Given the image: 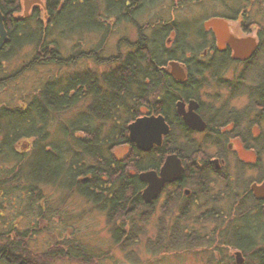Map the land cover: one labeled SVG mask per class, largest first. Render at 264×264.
Listing matches in <instances>:
<instances>
[{
    "label": "trees",
    "instance_id": "16d2710c",
    "mask_svg": "<svg viewBox=\"0 0 264 264\" xmlns=\"http://www.w3.org/2000/svg\"><path fill=\"white\" fill-rule=\"evenodd\" d=\"M146 1L150 2L45 0L46 14L43 18L46 20L43 23L38 13L13 20L11 13L21 11L19 1L0 0V7L9 14L8 26L12 31L11 42L0 50V87L38 64L65 68L89 59L109 67L100 74L95 69H85L48 78L31 96L22 97L23 104L19 107L0 104V209L6 206L3 202L6 197L13 201L11 204L7 202L13 208L28 209L19 205L24 201L23 205L29 206L35 195L36 198H43L40 186L52 185L69 191L76 189L81 198L105 214L108 223H121L118 227L113 226L112 232L119 248L125 250L128 256L133 254L129 247L139 241V235L145 233L142 226L152 217L149 213L153 214L152 204L156 202H144L141 190L146 184L140 181L138 173L157 170L169 153H176L186 161L188 157L203 153V150L193 148L180 151L173 128L164 137L160 148L154 147L148 152L138 150L128 136V124L148 111L162 112L167 119L174 120L171 116L172 105L179 94L173 92L169 77L160 68L165 65L169 52L165 45L166 30L162 25L155 29L160 35L156 42L153 39L154 31L151 37H144L139 32L140 41L131 43L133 50L124 54L118 51L110 58L99 57L95 48L85 52L77 50L66 56L57 47L52 35L55 32L60 35L62 28L78 32L87 30L101 32L102 42L104 34L111 31L109 21L118 23L124 18L134 22L139 2ZM23 47L32 50L26 63L13 72L4 71L5 62L13 56L17 57ZM74 106L81 107V110L73 119H62L63 122L57 127L58 136L51 138L50 123L64 110ZM22 141L29 148L19 152L17 146ZM123 144L129 147L128 154L117 158L113 153L114 148ZM185 170V177L179 186L175 184L177 188L163 192L164 198L160 204L162 212L156 222L158 230L153 238L146 236V247L161 250L165 237V242L174 249L186 243L189 247H201L209 241L208 235H199L195 226L189 229L192 234L189 233L187 224L196 225L199 222L207 225L214 222L220 224L219 228L230 230L223 240H218L220 245L232 246L242 253L247 252V248L254 250L255 254L251 257L253 264H264V236H260L264 229H258L256 223L252 226V219H249L251 213L241 209V205L236 210L237 223L228 218L227 226H224L223 214L226 213L208 208L209 204L217 203L211 196L217 174L212 175L207 167L196 170L190 165ZM188 176L190 182H184ZM226 181V186H230ZM180 186L189 187L191 195H183ZM202 207H206L205 211L199 214L201 218L194 221L195 210ZM24 212H19L18 216ZM255 212L258 216L254 219H258L260 210L255 209ZM171 215H174V219L172 225H168ZM261 218H264L263 213ZM7 223H2L0 229V264H46L31 252L25 253V246H21L18 239L11 242L4 238L2 233H6V237L18 231L19 234H26L25 228L16 229L17 222ZM123 229L125 234L122 233ZM192 240L194 244L189 245ZM233 240L238 244L232 243ZM213 262L210 260L208 264Z\"/></svg>",
    "mask_w": 264,
    "mask_h": 264
},
{
    "label": "rangeland",
    "instance_id": "374dc122",
    "mask_svg": "<svg viewBox=\"0 0 264 264\" xmlns=\"http://www.w3.org/2000/svg\"><path fill=\"white\" fill-rule=\"evenodd\" d=\"M169 1L171 0H154L153 3H148L147 1L143 3L139 2V11L137 12L136 10L134 13V22L126 21L124 18L118 23L109 21L108 23L111 25H108L111 26V31L104 34L102 42H100L102 36L101 32L87 30H81L79 32L73 30L69 31L67 28H62L60 35L58 32L53 33L52 38L56 40L57 47L62 50V53L66 56L77 50H84L85 52L92 50V48L98 49L99 57L104 56L110 58L116 55L118 51L124 54L126 51L134 49L132 44H135V42L140 39H138L139 32L144 37L145 35L151 37L153 30H155L157 26H160L155 25V22H161V20H165V18L167 20L172 18L168 10L170 7L169 5L174 4H169ZM213 2V0L193 2L190 0L188 2L187 0L185 2L181 1L180 6L182 8H176V12H172L173 19L184 28L187 27L188 32L194 35L200 28L201 21L208 12L213 11L217 13L219 11V8H217L218 5ZM22 5L23 0H20L21 9ZM22 11L14 14L13 17L22 16ZM39 14L40 19H42L44 23L46 19L43 18L42 11ZM262 24L264 25V23ZM125 40L127 42H125ZM18 52L20 54H18L17 57L13 56L10 60L5 62L4 71H7V73L9 71L13 72L22 64H25L31 56L32 50L29 47L28 49L23 47ZM108 68L109 67L105 64H98L94 60L89 59L80 60L65 68L52 64H38L28 71L23 72L16 80L13 79L9 84L0 87V104L7 107H10V105L19 107L23 104L22 97L28 98L31 96V93H35L33 91L38 90L41 84L48 78L54 76L59 77V75L62 77L68 73L83 71L85 69H95L97 73L100 74L109 70ZM229 75L230 74H227V78H229ZM201 83H203L201 84L202 87L198 90L197 94L203 104L207 105L208 103L218 106L224 104L232 107L235 106L236 108L244 106L246 97L228 99L226 96L228 91L223 87L215 85L216 82L214 83L207 80ZM80 108L81 107L74 106V108L64 110L59 116L53 119L50 123L51 138L58 136L56 134L57 127L60 122H63L62 119H73L78 114L77 111L81 110ZM225 128H231V126L227 125ZM173 135L176 138V132H174ZM196 139L201 140L200 136ZM30 142L31 141H28V143ZM231 142V146L226 147L229 150V153H227L228 162L225 161V163H222L220 168L224 171L227 170L226 172L228 173L231 172V177L233 176L235 186L234 188L230 187L231 184L230 186H226L227 176H223L224 174L221 173V170H219L220 168L216 169L217 182L211 196H213L217 203L214 205L209 204L208 208H212V210L214 208L218 213L221 210L226 213V215L223 214V216L224 226H227L226 220L228 218L237 223L236 210L243 205L240 208L251 213L249 219H252V226L254 227V223H256L258 229H260V227L264 229V218L260 219V215L262 213L264 214V206L258 209L260 210L258 219H254L258 216V213L255 212L254 207L247 205L251 200L249 196L245 195V190H247L249 185L248 182L256 180L261 169L253 168L252 170H247L243 168L244 170L242 169L241 172V170L237 168L238 163L235 164L236 158L241 157L250 160L254 158L250 151L242 147L239 140L235 139ZM17 147L19 152L29 148L25 141H22ZM128 151L129 147L123 144L115 147L113 153L118 158L125 157ZM215 151V147L210 145L203 148V153L194 155L191 159L196 157L207 161V158L213 157ZM207 165L209 166L210 163L207 162ZM40 189L43 198H36L35 195L29 202V206L27 204L23 205L24 201L19 205V207L22 208L26 206L25 208L28 207V209L18 210L16 207L13 208V206L7 204V202L10 204L13 203L10 197L3 199L6 208L0 209V215H3L0 218V229L2 223L8 222L7 224H10L11 221L12 223L17 222L16 224L18 226L16 225V229L22 230L25 228L26 234H19L20 231H18L17 234H13L11 237H6V233H2V235L11 242H15L18 239L17 241H19L21 246H25V253L31 252L34 257L37 256L38 260L46 264H208L210 260L214 261L213 264H237L234 255L236 251L241 252V255H243V262L240 264H253L251 257L255 254L254 250L251 251V249L249 250L247 248L248 251L242 253V251L232 246L224 247L218 243V240H223V236L230 233V230L219 228L220 224H215L214 222L208 223L207 225L199 222H197L196 225L187 224L189 233H191L189 229L195 226L198 228L199 235H208L209 241L201 245V247H189L186 243L184 244L186 248H184L185 246L183 245H179L174 249L168 246V243L165 242V237L161 250L147 248L146 241L148 243V237L153 238L158 230L156 222L162 212L160 211V204L163 202V194L159 193L160 196L152 200H156V202L152 204L154 210L153 214H151V212L149 213L152 217L143 224L142 227L145 233L143 232V235H139V241L129 247V249L133 250V254L132 256H128L125 250L122 251L119 248L113 236V226H120L121 223L119 221H115V224L112 222L108 223L105 214L100 210L98 211L91 203L81 198L76 192V189L69 191L68 189H61L52 185L40 186ZM206 207L195 210L193 215L194 221L197 218H201L199 214L204 212ZM22 211L24 214L18 216L19 212ZM198 211L200 213H198ZM211 212L213 213V211ZM173 219L174 215H171L168 225H172ZM6 228L4 227L3 230ZM121 228H123V225ZM124 231L123 229V234L126 233V231ZM262 234L264 233L260 234L261 237L264 236ZM232 243L238 244V241L233 240ZM188 244L193 245V240Z\"/></svg>",
    "mask_w": 264,
    "mask_h": 264
},
{
    "label": "flooded vegetation",
    "instance_id": "af4514ba",
    "mask_svg": "<svg viewBox=\"0 0 264 264\" xmlns=\"http://www.w3.org/2000/svg\"><path fill=\"white\" fill-rule=\"evenodd\" d=\"M1 1L6 2L7 0ZM18 1L21 9L20 0ZM181 1L185 2L186 0L168 2L174 4H170L168 10L172 18L155 22V25H162L166 30L165 45L169 51L165 65H161L160 68L169 77L173 92L179 94V96H175L176 99L172 105L173 114L171 116L174 120L167 119L162 112L148 111L138 117L151 114L162 115L169 124V130L173 128L172 130L176 132L175 140L180 151L187 148L203 150L210 145L215 147L216 151L213 157L210 156L211 158L206 159L207 161L188 157V162L186 158L178 156L183 166L182 177L165 183L159 193L163 194V192L177 188L176 185L179 186V182L185 177V169L190 165L196 170L207 167L212 175L217 174L216 169H219L225 161L228 162L227 153L229 150L226 147H230L231 141L237 139L245 150L252 153L254 158L250 160L237 157L235 161V164L238 163L237 168L241 172L243 168L247 170L261 169L258 178L249 181L248 188L245 190V195L249 196L251 200L247 205L259 209L264 206V196L257 197L252 190V185L258 186L264 182V25L262 24L264 23V0H213V3L218 5L219 11L217 13L208 12L194 35L188 32L187 27L184 28L173 19L172 12H176V8H182ZM24 2L25 0L22 5L23 11L21 9L22 16L14 18L13 15L20 11L12 12L13 20L24 19L35 13L39 14L41 11L45 18V0L32 3L27 14H25ZM151 2L153 3L154 0L149 3ZM0 13L3 28L6 31V39L2 41L1 50L11 42L12 31L8 26L9 14L1 7ZM211 19L219 21H216L215 26H206V23ZM223 23L226 31H223L220 26ZM153 31V39L156 42L160 35L155 30ZM227 74L231 76L229 75L227 78ZM207 80L216 82L215 85L225 88L228 91L226 94L228 99L246 97L244 106L236 108L224 104L222 106L203 104L197 93L202 87L203 83L201 82ZM193 101L196 102V105L193 104ZM180 103L182 106L178 108ZM187 112H194L204 121L205 126L202 130L191 128L187 124L183 118ZM227 125L231 128H225ZM167 135H163V137ZM198 136L201 140L196 139ZM207 162L210 163L209 166ZM226 171L222 169L221 173L224 174L223 176H227V180L231 184L230 187L234 188L233 176L231 177V172ZM189 176L187 177L189 179L184 178V182L187 180L190 182ZM164 189L165 191H162ZM180 190L183 195H191L189 187L181 188L180 186Z\"/></svg>",
    "mask_w": 264,
    "mask_h": 264
},
{
    "label": "water",
    "instance_id": "95a60500",
    "mask_svg": "<svg viewBox=\"0 0 264 264\" xmlns=\"http://www.w3.org/2000/svg\"><path fill=\"white\" fill-rule=\"evenodd\" d=\"M37 1L39 2L40 0H25V14H27L29 6L32 3H37ZM2 21L3 20L0 13V48L3 45L2 41L6 39V31H4ZM216 21L219 20L211 19L208 21V23H206V26H215ZM220 26H222L223 31H226L224 23L220 24ZM193 104L196 105V102L193 101ZM181 106L182 104L180 103L178 108H181ZM183 118L191 128L202 130V128L205 126L204 121L201 120V118H199L194 112L185 113ZM168 129L169 128L162 115L155 116L153 114L138 117L127 126L129 139L134 142L138 148L146 152L150 151V149L154 146L160 147L162 143V136L168 134ZM182 174V161H180V158L176 153H171L164 158L158 173H156L154 169L140 172L139 179L146 184L141 192L144 202L150 203L159 195L158 193L165 183L180 179ZM252 190H254L257 197L264 196V182L258 186L253 184ZM234 255L237 264L243 262V255H241V252L236 251L234 252Z\"/></svg>",
    "mask_w": 264,
    "mask_h": 264
},
{
    "label": "bare ground",
    "instance_id": "6f19581e",
    "mask_svg": "<svg viewBox=\"0 0 264 264\" xmlns=\"http://www.w3.org/2000/svg\"><path fill=\"white\" fill-rule=\"evenodd\" d=\"M163 119H164V118H163ZM164 120H165V119H164ZM165 123L167 124V126H168V128H169V124L167 123L166 120H165ZM168 130H169V129H168ZM170 131H171V130H169V132H170ZM127 132H128V131H127ZM169 132H168V134H169ZM166 135H167V134H166ZM128 136H129V132H128ZM163 139H164V137L162 136V140H161L162 143H161V145L163 144ZM134 144H135V143H134ZM161 145H160V146H161ZM135 146H136V144H135ZM136 147H137V146H136ZM154 147H156V148H160V147H157V146H154ZM154 147H153V148H154ZM137 149H138V150H141V149L138 148V147H137ZM151 149H152V148H151ZM141 151H142V150H141ZM169 154H171V153H169ZM169 154H166L165 157H166L167 155H169ZM165 157H164V158H165ZM162 161H163V160H162ZM161 165H162V164H161ZM160 168H161V166H160L157 170L154 169V170L156 171V173H158V172L160 171ZM142 171H145V170H142ZM142 171H140V172H142ZM140 172H139V174H140ZM151 202H152V201H151ZM151 202H150V203H151Z\"/></svg>",
    "mask_w": 264,
    "mask_h": 264
}]
</instances>
